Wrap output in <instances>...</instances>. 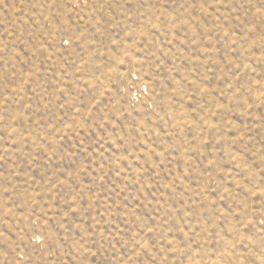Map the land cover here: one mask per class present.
I'll return each mask as SVG.
<instances>
[{
    "label": "rangeland",
    "instance_id": "374dc122",
    "mask_svg": "<svg viewBox=\"0 0 264 264\" xmlns=\"http://www.w3.org/2000/svg\"><path fill=\"white\" fill-rule=\"evenodd\" d=\"M0 264H264V0H0Z\"/></svg>",
    "mask_w": 264,
    "mask_h": 264
}]
</instances>
